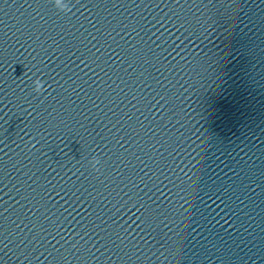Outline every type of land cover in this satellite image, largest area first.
I'll use <instances>...</instances> for the list:
<instances>
[{
  "label": "clouds",
  "instance_id": "1",
  "mask_svg": "<svg viewBox=\"0 0 264 264\" xmlns=\"http://www.w3.org/2000/svg\"><path fill=\"white\" fill-rule=\"evenodd\" d=\"M57 5L60 6L61 10H64V6L62 5V0H57Z\"/></svg>",
  "mask_w": 264,
  "mask_h": 264
}]
</instances>
